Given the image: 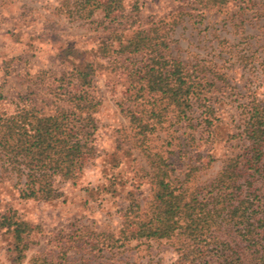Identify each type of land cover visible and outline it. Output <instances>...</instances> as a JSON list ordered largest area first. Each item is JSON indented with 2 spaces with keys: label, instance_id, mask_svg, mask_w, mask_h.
<instances>
[{
  "label": "rangeland",
  "instance_id": "1",
  "mask_svg": "<svg viewBox=\"0 0 264 264\" xmlns=\"http://www.w3.org/2000/svg\"><path fill=\"white\" fill-rule=\"evenodd\" d=\"M109 3L105 17L85 0H0V118L30 100L45 114L70 108L60 94L86 66L98 102L95 158L58 200L19 198L0 147V214L11 206L37 228L20 261L0 230V264H194L184 254L221 236L208 217L197 238L184 219L169 239L122 233L155 217L158 175L212 208L216 179L245 148L248 108H264V0ZM142 37L143 50L127 48ZM160 58L185 68L193 93L183 111L142 77Z\"/></svg>",
  "mask_w": 264,
  "mask_h": 264
},
{
  "label": "trees",
  "instance_id": "2",
  "mask_svg": "<svg viewBox=\"0 0 264 264\" xmlns=\"http://www.w3.org/2000/svg\"><path fill=\"white\" fill-rule=\"evenodd\" d=\"M109 1L85 0V4L101 9L108 17L112 12ZM115 5L120 7L118 2ZM91 14L89 11L86 18ZM146 41L142 37L127 48L132 47L134 52L143 50ZM152 63L149 72L142 75L150 81L151 92L161 93L169 105L183 111L193 93L184 66L163 58ZM92 75L91 66L76 71L71 90L60 94L59 101L71 104L70 108L57 106L53 114H45L30 100L28 108H18L14 115L0 118V147L10 166L3 176L13 183L19 198L42 202L62 198L63 184L75 181L94 160V114L98 102L89 92ZM20 102L26 103L27 99L20 98ZM247 115L243 130L245 148L216 179L212 208L205 211L208 205L186 202L185 196L176 194L165 181L164 174L158 175L154 179L155 217L146 224L129 226L128 234L122 233L125 239H169L180 228L182 219L186 225L181 228L197 238L195 233L210 219L221 236L213 237L206 246L199 247L197 243L195 251L184 254L187 260L192 258L194 264L199 259L201 264H264V108L251 106ZM203 212L206 216L199 218ZM36 229L11 206L0 214V230L12 234L17 261L23 259L28 248L25 239Z\"/></svg>",
  "mask_w": 264,
  "mask_h": 264
}]
</instances>
